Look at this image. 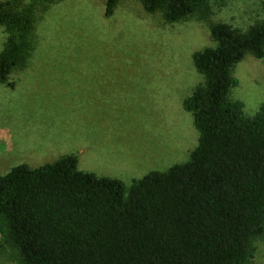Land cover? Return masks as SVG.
<instances>
[{"label":"rangeland","instance_id":"obj_1","mask_svg":"<svg viewBox=\"0 0 264 264\" xmlns=\"http://www.w3.org/2000/svg\"><path fill=\"white\" fill-rule=\"evenodd\" d=\"M28 23L0 25V52L13 37L23 58L0 84V175L67 155L76 170L116 179L127 191L150 172L185 163L198 142L183 101L203 77L193 55L216 43L212 24L247 30L264 19V0H194L169 22L165 4L146 13L139 0H0ZM228 99L253 116L264 104V57L231 69ZM5 222L0 214V231ZM0 264H20L0 233ZM249 264H264V238Z\"/></svg>","mask_w":264,"mask_h":264},{"label":"trees","instance_id":"obj_2","mask_svg":"<svg viewBox=\"0 0 264 264\" xmlns=\"http://www.w3.org/2000/svg\"><path fill=\"white\" fill-rule=\"evenodd\" d=\"M119 0H105L112 15ZM152 14L165 4L169 22L184 19L194 0H139ZM28 16L0 1V25ZM216 43L193 55L203 86L183 101L198 142L189 159L150 172L129 190L116 179L76 170V157L0 175L3 234L20 264H249L264 238V104L245 116L228 99L232 67L264 57V19L247 30L209 27ZM13 37L0 52V84L23 58Z\"/></svg>","mask_w":264,"mask_h":264}]
</instances>
